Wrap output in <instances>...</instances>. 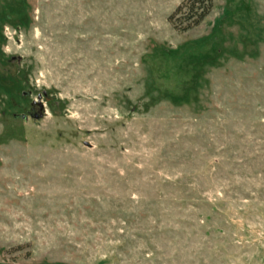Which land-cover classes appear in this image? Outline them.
<instances>
[{"label": "rangeland", "instance_id": "rangeland-1", "mask_svg": "<svg viewBox=\"0 0 264 264\" xmlns=\"http://www.w3.org/2000/svg\"><path fill=\"white\" fill-rule=\"evenodd\" d=\"M0 0V264H264V0Z\"/></svg>", "mask_w": 264, "mask_h": 264}, {"label": "trees", "instance_id": "trees-1", "mask_svg": "<svg viewBox=\"0 0 264 264\" xmlns=\"http://www.w3.org/2000/svg\"><path fill=\"white\" fill-rule=\"evenodd\" d=\"M213 0H184L169 16V22L181 32L200 25L210 14Z\"/></svg>", "mask_w": 264, "mask_h": 264}]
</instances>
